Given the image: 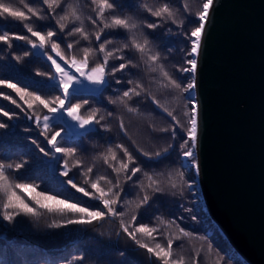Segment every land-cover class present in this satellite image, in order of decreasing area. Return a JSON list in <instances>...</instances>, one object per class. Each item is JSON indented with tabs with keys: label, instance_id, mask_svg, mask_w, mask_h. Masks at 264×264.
Listing matches in <instances>:
<instances>
[{
	"label": "trees",
	"instance_id": "trees-1",
	"mask_svg": "<svg viewBox=\"0 0 264 264\" xmlns=\"http://www.w3.org/2000/svg\"><path fill=\"white\" fill-rule=\"evenodd\" d=\"M67 2L78 8L84 20L85 30L91 33L94 29L86 18L89 15L94 17L95 13L90 5V0H67ZM116 2L118 4L116 15L131 17L134 22L138 23L140 27L135 30V34L141 42L147 38L149 45L145 54L136 52L134 49L125 52V55L131 58L137 66L126 69L123 73L118 72L115 77L108 76L109 87L102 95L86 94L87 100L91 103L85 105V111L99 109V115L105 119L98 127L99 131L83 136L82 141L81 139L77 140L76 144L81 145L77 153L78 158L84 161L85 167L93 166V179L98 174L107 176L114 182L115 174L100 157L111 147L117 151L118 158H123L119 157L122 153L115 149L117 144H123L136 157L137 164L135 166L141 167L143 171L160 181H164L168 174H175L183 170L185 178L192 184V187L185 186L183 195L179 194L178 190L176 194H173V190L168 188L166 183H162L164 194H152L150 203L139 210L136 225H132L134 227L144 223L150 227H157L159 232L153 234L155 239L137 233V239L154 248L156 243L166 245V238L180 235L179 228H183L190 235L174 240V259L183 257L184 264H191L194 257L198 259V264H248L233 249L219 226L211 219L201 191L199 187L197 188L199 184L197 172L193 168L181 167L180 150L176 147L181 142L180 136L178 135L176 140L171 139L172 122L162 110L167 108L173 111L182 124L185 122L186 118L183 113L186 106L190 107L185 97L189 94L174 89L163 77L160 66L162 65L170 76L179 80L184 86L192 82L193 73H181L179 69L190 67L187 64V61L192 59L188 56L190 50L188 36L198 22L196 14L202 10V5L206 0H116ZM165 3L171 8L175 23L168 18L162 20L152 17L145 11V6L158 8ZM57 12L59 13V9ZM152 22L157 23L159 27L155 30L144 27L146 23ZM54 23L55 21L52 25ZM12 24L9 27H0L3 34L5 32L9 33V36L16 34V25ZM39 24L45 26L46 22L40 21ZM110 32L111 30H106V34ZM123 35L121 33L119 38H115L114 43L108 47H120L127 42L123 39ZM76 38L65 37L70 41ZM82 43H87L89 47H95L94 42L89 44L87 41H83ZM11 50H15V48L12 46ZM13 55L16 56V51ZM149 55H159L160 59L153 63L148 60ZM95 56L93 53L90 58L94 59ZM10 60L16 68L15 60L13 58ZM25 63L30 64L29 59ZM119 63L121 61L115 60L114 57L109 61L110 66ZM152 68H156V71H152ZM14 76L6 75L4 77L12 78L10 80L15 83L24 82L19 75L14 74ZM117 79L122 82L115 83ZM128 80L133 83H127ZM136 83L142 84L145 91L139 97L134 96L128 101V104L137 108L138 113H129L119 102L111 103L113 100L119 101L122 92L135 87ZM166 84L168 87H165ZM152 97L160 101V108L152 103ZM109 112L112 113V116L107 115ZM121 119L124 122L127 135L119 127ZM17 124L21 123L17 122ZM23 126H27V124ZM104 126L109 127L111 131H105ZM163 128H169V132H162ZM169 145L173 147L165 156L152 160L136 151V148L139 147L144 151L155 153L169 148ZM23 154L25 155V153ZM54 165L52 164L49 168L54 169ZM81 170L73 168L66 176V181L72 179L76 183L78 182L76 179L79 177L81 181L79 180L80 185L77 186L86 188L83 181L86 177L80 174ZM61 171L63 173L64 167H61ZM120 180L124 189L121 196L122 201L138 200L143 194L139 185L148 183L142 173H138L133 181L128 183L123 182V175ZM103 185L107 190L109 186L104 183ZM68 187L51 190L48 185H44L35 191H30V197L31 199L33 197L40 199L36 193L43 191L48 195H56L58 199L67 200L69 203L107 211L103 209V204L100 201L96 199L93 201L90 199V195L84 196L81 192L77 193L70 184ZM96 194L98 195V193ZM113 207H116L118 211L121 210L118 206L114 205ZM130 215L131 213L122 219L128 222ZM67 220L53 221L61 226H50L45 229L35 228L28 224L14 226L0 222V264H163V261L148 253L146 249L140 248L122 231L119 219L109 217L100 220L96 218L90 224H67ZM169 221H175V223L168 227ZM81 255L84 256V260H77L76 257Z\"/></svg>",
	"mask_w": 264,
	"mask_h": 264
},
{
	"label": "snow or ice",
	"instance_id": "snow-or-ice-1",
	"mask_svg": "<svg viewBox=\"0 0 264 264\" xmlns=\"http://www.w3.org/2000/svg\"><path fill=\"white\" fill-rule=\"evenodd\" d=\"M20 2L23 4L28 14L15 5V0H0V18L7 16L13 18L17 22H24L32 21L33 18L37 21H42L47 17L55 21L53 26L54 30L34 29L31 23H24L23 27L31 37L35 38V40L31 39L28 35L19 34L11 38L17 41H24L33 49L45 50L47 47L49 51L56 53L60 62L58 63L56 59H53V57L49 55L47 59L50 61V70L48 72L37 73V75L57 81L55 87L60 94L44 97L36 92H30L26 88L18 87L15 83L0 79V86L12 89V91L25 102L27 109L18 104L10 95L3 93H0V95L3 96V99L10 100L17 108H20L21 111L25 113L26 119L32 121L36 128L39 129V135L44 138V145L41 146L36 139L31 141V143L35 145V148L38 149V153H43L45 157H50L57 161L63 158L64 171L62 174L64 176H68L73 168L82 169L83 175L86 177L84 184L88 185V190L84 187H78L72 179H69L67 184H70L77 192L83 193L84 196L92 195L94 199L103 204V209L107 211L100 209L91 210L89 207H82L76 203H69L67 200L58 199L56 195H48L43 191L36 193L40 199L33 197L30 202H26L25 199L17 194V191H35L38 185L22 183L12 177L13 172H19L24 168L26 161L14 164L0 159V201H2L3 219L12 222L16 217L21 215L36 216L38 215L37 206L39 208H47L49 212H52L54 209L42 201H53L55 204L64 205V208L59 209V211L62 212L66 209L68 212L75 215V218H69L66 221L67 224H90L96 218L100 220L109 217L119 219L122 231L140 248L146 249L148 253L163 261V264H184L183 257L178 259L173 258V243L174 240L187 237L190 233L186 232L183 228H179L180 235L168 237L166 238V245L156 243L153 248L137 239V233L155 239L153 234L159 232V229L157 227H150L144 223L134 227H132V225H136L139 210L145 208L150 203L152 194H164V188L161 187L162 183H166L167 187L173 190V194H176L178 190L179 194L183 195V188L185 186L191 188L192 184L185 178V172L181 170L175 174H168L164 181H160L143 171L141 167L135 166L137 164L136 157H134L123 144H117L115 149L122 153L123 158H118L117 151L111 147L100 157L104 163L108 165L112 173L115 174V182L113 179L103 175H98L93 179V166L88 165L85 167L84 161L77 156L78 149L81 145L76 144V141L85 135L99 131V129L93 126L101 125L102 121L105 119V117L99 115V109H93L87 112V114H81L82 107L88 103L87 100L81 101L79 99L81 92L88 91L92 95H102L109 87L108 76L115 77L116 73H123L126 69L135 68L137 66L131 58L125 55V52L134 49L136 52L145 54L149 45V40L144 38L141 42L135 34V30H137L140 25L134 22L131 17L116 15L118 7L116 0H90V5L95 13L94 17L89 15L86 18L94 29L91 33L85 30L84 20L78 8L72 3L67 2V0H42V5L46 7H40L39 9L35 6H30V2L24 3V0H20ZM212 4L213 0H206L202 5V10L196 14L198 22L188 36L190 40L188 56L192 57V59H189L187 64L190 65V67L180 68L179 71L181 73H195L197 70V57L199 56L201 33L205 27L204 21L207 18L208 10ZM184 7L185 9L187 8L186 5ZM58 9L59 13L57 12ZM145 11L152 17L162 20L168 18L171 19L173 23L176 22L174 14L167 3L158 8L145 6ZM69 25L72 26L70 27ZM144 27L155 30L159 25L152 22L146 23ZM106 30H111V32L106 34ZM121 33L124 34L123 39L127 42L123 43L120 47L109 48L108 46L112 45L114 39L119 38ZM65 36L79 38L65 43V54H62L60 49ZM56 38H59L61 43H58ZM9 40V33L5 32L0 35V42L11 47L12 45L9 43ZM81 40L87 41L89 44L94 42L95 47L83 46L81 45ZM77 45H81L78 51L82 54L79 56L77 55ZM93 53L96 54L97 58L90 61V57ZM41 54H43V51H41ZM25 55H31V52H26ZM113 57L115 60L121 61V63L112 64L110 66L109 61ZM17 59H19V57H17ZM159 59V55L148 56V60L153 63L157 62ZM66 68L68 70H65ZM71 69H75V71L73 72ZM152 71H156V68H152ZM160 71L174 89L189 94L185 99L190 107L186 106V110L183 113L186 118L183 124L173 111L167 108H163L162 110L172 122L171 139L176 140L177 136H180L181 142L176 147L180 150V155L185 158V163L182 164L181 167L195 168L198 173L199 166L193 159L194 149L196 148L198 140V109L191 96V90L196 87L195 79L193 78L191 83H187L186 86H184L179 80L170 76L169 73L163 69L162 65L160 66ZM121 82L120 79L115 81L117 84ZM127 83L132 84L133 81L128 80ZM88 85H94L95 87L89 88ZM165 87H168V84H166ZM144 91L143 85L136 83L135 87L122 92L119 101L113 100L111 103L117 104L119 102L124 105L129 113H138L139 110L130 106L128 101L134 96H141ZM25 97H29L30 99L25 100ZM152 103L158 108L161 107L160 101L155 97H152ZM0 115L7 117L9 120L15 117V113L10 114L2 108H0ZM107 115L112 116V113L109 112ZM119 127L124 131V134L127 135L122 119L120 120ZM6 128H8L6 122L0 123V129ZM66 129L67 139L65 140L62 133H65ZM77 129H85L86 131L80 132ZM25 130L31 131V128ZM104 130L111 131L107 126H104ZM161 131L169 132V128H163ZM65 143L70 146H65ZM172 147V145H169V148L156 151L155 153L144 151L139 147L136 148V151L149 160H152L165 156ZM56 153H60L61 156L57 157L55 155ZM138 173H142L148 181L146 185L144 183L139 185L143 193L142 196L135 201H122L121 196L124 189L121 186V175H123V182L128 183L129 181H133V178L136 177ZM101 181L109 186L107 190L101 187ZM92 189L95 190V193L91 192ZM149 190L151 191L149 192ZM96 193H98V195ZM114 205L118 206L121 210L118 211L116 207H113ZM129 213H131L129 221L125 222L122 218L129 215ZM174 223L175 221H169L167 226L171 227ZM52 226L60 227L61 225L54 224ZM76 259L83 261L84 256H77ZM191 264H198V259L194 257Z\"/></svg>",
	"mask_w": 264,
	"mask_h": 264
},
{
	"label": "water",
	"instance_id": "water-1",
	"mask_svg": "<svg viewBox=\"0 0 264 264\" xmlns=\"http://www.w3.org/2000/svg\"><path fill=\"white\" fill-rule=\"evenodd\" d=\"M196 87L198 179L211 219L264 264V0H213Z\"/></svg>",
	"mask_w": 264,
	"mask_h": 264
},
{
	"label": "rangeland",
	"instance_id": "rangeland-1",
	"mask_svg": "<svg viewBox=\"0 0 264 264\" xmlns=\"http://www.w3.org/2000/svg\"><path fill=\"white\" fill-rule=\"evenodd\" d=\"M29 2H30V6H35L38 9L40 7H45L42 5V0H24V3H29ZM15 4L20 10L25 11V13L28 14L27 10L23 7V4L20 2V0H15ZM42 21L46 22L45 24L46 27L41 26L39 24L40 21L35 20V18H33L32 21H24V22H17L13 18L7 16L0 18V27L1 26L9 27L10 25H13L12 23H14L16 25L15 29H17V31L15 30L16 34H11L9 40V43L15 48V50H11L12 46L8 47V45H5L3 42H0V79L5 78L4 76L6 75L15 77L14 74H17L24 80V82L15 83L14 81L10 80L12 79L10 77L9 79L5 78L3 80L9 81L11 83H15L18 87L26 88L28 91L36 92L41 96L51 97L53 95L60 94L55 87L57 81L49 80L46 77L37 75V73L48 72L50 70L49 69L50 61H48L47 59L49 55L52 56L53 59H56L58 63L60 62L59 58L56 56V53L49 51L47 47L45 50L33 49L31 48L30 45L26 44L24 41H17L11 38L19 34V35H28L31 39L35 40V38L31 37L30 34L27 33L26 29L23 27L24 23H31L34 29L54 30L53 26L55 23L52 25L54 20H51L46 17ZM2 34L3 32L0 29V35ZM65 37L63 43L60 42L59 38H56L57 42L61 43L60 51L62 54H65V43L70 42V40L67 39L68 40L67 41ZM82 42L83 40H81V45L88 46L87 43H82ZM81 45H77L78 56L82 54L78 51ZM14 51H16V56L13 55ZM41 51H43V54H41ZM26 52H31V55L26 56L25 55ZM95 55L96 54L94 53V56ZM17 57H19V59H17ZM12 58L15 60L17 64L16 68L14 66L15 64L10 60ZM96 58L97 57L95 56L94 59ZM28 59L30 61V64L25 63V61H28ZM94 59L90 58V61ZM65 70L68 69L66 68ZM71 71L74 72L75 69H71ZM88 87L92 88L95 86L88 85ZM192 91H191V96H193ZM0 93L10 95L11 98L16 100L18 104H20L23 108L27 109V105L25 104V102L21 100L19 96L12 91V89L6 88L4 86H0ZM86 94H89V92L82 91L79 99L81 101L87 100ZM29 99H30L29 97H25V100H29ZM88 103H91V101H88ZM85 107L86 106L82 107L81 114H87L86 113L87 111H85L84 109ZM0 108L4 109L5 111H8L10 114L15 113V117L11 120H9L7 117L0 115V123L6 122L8 124V128L0 129V159H3L7 162H13L14 164L19 163L21 161H26L24 168L21 169L19 172H13L12 177L22 183H32L38 185L36 189L44 185H48V187H50L51 190H60L62 187L69 188L68 187L69 184H67L66 181V176H64L61 171V167H63V158H60L59 161H57L51 159L50 157H45L43 153H38V149H36L35 145L31 143L33 139H36L37 142L41 144V146H43L45 143L43 136L39 135V129L36 128L35 124H33L32 121L27 120L25 113L22 112L20 108H17L15 104L11 103L10 100L3 99L2 95H0ZM17 122L21 124H17ZM25 124H27V126H23ZM93 127L98 129L100 125H94ZM27 128H31V131H26L25 129ZM77 130L80 132L86 131L85 129H77ZM62 136L65 138V140L67 139V129L65 133H62ZM82 140L83 139L81 138V141ZM65 146H70V145L65 143ZM23 153H25V155ZM55 155L57 157L61 156L60 153H56ZM119 157H123L122 154H120ZM193 159L198 164L197 154L195 151H194ZM184 163H185V158L181 156V164ZM52 164H55L54 165L55 168L51 170L49 167ZM193 170H195V168H193ZM80 174L83 177H85L83 175V170L80 171ZM96 176H98V174ZM85 179L86 178H84V180ZM77 180H78V182H76L77 185H80L79 180L81 181V179L78 177L76 181ZM103 183L104 182L101 181V187H104ZM85 186H86L85 189L88 190V185ZM198 187L199 185L197 186V188ZM30 191L31 190L29 191L18 190L17 194L20 195L21 198L25 199L26 202H30L32 200L30 197ZM91 192L94 193L95 190L92 189ZM90 199L96 201L92 197V195H90ZM42 202L46 203L49 207L53 208L54 211L49 212L47 208H39L37 206L38 215L36 216L21 215L16 217L14 221L9 222L3 219L2 201H0V222L14 226L28 224L34 226L35 228L40 227L42 229H45L54 225L55 224L54 222L64 221L71 217H75L74 214L68 212L66 209L62 212L59 211V209L64 208V205L55 204V202L53 201H42ZM90 209L94 210L95 208L90 207Z\"/></svg>",
	"mask_w": 264,
	"mask_h": 264
}]
</instances>
